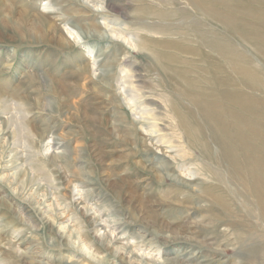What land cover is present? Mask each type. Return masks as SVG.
Returning a JSON list of instances; mask_svg holds the SVG:
<instances>
[{
    "label": "rangeland",
    "instance_id": "374dc122",
    "mask_svg": "<svg viewBox=\"0 0 264 264\" xmlns=\"http://www.w3.org/2000/svg\"><path fill=\"white\" fill-rule=\"evenodd\" d=\"M154 2L163 5L5 0L0 264H264V223L251 209L255 198L242 180L231 178L221 150L192 144L173 114L174 104L184 101L166 84L176 77L169 80L160 68L171 64L157 56L176 55L201 68L206 63L181 43L172 49L163 44L175 35L138 30L141 19L157 24L137 14ZM164 5L166 11L187 6L184 0ZM196 19L224 31L219 21ZM231 38L262 64L258 40ZM184 41L198 46L191 35ZM212 56L219 61L218 53ZM189 70L196 79L197 70ZM144 108L153 113L145 115Z\"/></svg>",
    "mask_w": 264,
    "mask_h": 264
},
{
    "label": "bare ground",
    "instance_id": "6f19581e",
    "mask_svg": "<svg viewBox=\"0 0 264 264\" xmlns=\"http://www.w3.org/2000/svg\"><path fill=\"white\" fill-rule=\"evenodd\" d=\"M160 1L163 5L154 2L155 7L138 10L142 12L137 14H143L157 20V24L152 25L141 19L143 26L138 27V30L149 33L161 32L169 36L175 35L178 37L177 40H167L163 44H167L172 49L173 45L181 43L185 52L195 56L201 55V59L206 63V69L204 67L203 69L197 67L194 62H190V64L187 60L176 55L160 54L157 56L160 59L164 58L171 64V67L176 66L175 69L162 65L161 67L158 66L164 70L166 75H170L169 80H172L174 76L178 80L166 81L173 97L184 101H177L178 103L174 104L173 114L182 124L186 133L183 132L192 144H201L205 150H209L213 143L221 150L220 156L222 153L223 155L220 158L225 156L226 163L231 166V178L244 182L248 191L255 198L251 209L257 212L264 223V0H247L246 4L239 6L230 4L231 1L236 0H184L188 7L183 5V7L175 8L172 11L165 10V0ZM4 3L5 0H0V18L5 17ZM197 15L202 16L206 22L219 21V24L223 25L224 31L219 33L207 29L208 25L197 20ZM240 15L252 16L256 22L252 23L239 19L247 18L240 17ZM186 19L192 23L185 26L182 21ZM166 21H175V24L173 23L172 26H169L170 24L165 25L164 22ZM237 24H242V26L237 27ZM243 28L244 30H242ZM191 30L192 32L188 33ZM68 34L73 36L76 41L81 39V35L77 32L71 31ZM187 34L194 37V41L198 43L197 47L190 48L189 45L187 47L182 45L185 43L184 35ZM231 37H236L239 41L258 40L259 43L253 46L256 52L260 54L258 59H262L260 60L262 64L257 66L251 56L239 51L230 42ZM156 46L158 47L157 44ZM205 48L210 49L208 53L204 52ZM213 52L219 54V61L213 60ZM186 64L189 66L186 70H179V68L177 70L178 66ZM190 68L197 70L196 79L189 76ZM200 71L205 72V76L201 77ZM225 73L226 75H223ZM207 74L209 75L208 78ZM138 105L140 106L139 103ZM152 110L150 111L152 112ZM142 112L144 113V110ZM149 112L146 111L144 114ZM223 159L222 161L225 162ZM216 171L213 170L215 174L218 173ZM221 180L219 181L222 182ZM219 183L216 186L219 187ZM228 193L230 192L226 194Z\"/></svg>",
    "mask_w": 264,
    "mask_h": 264
}]
</instances>
